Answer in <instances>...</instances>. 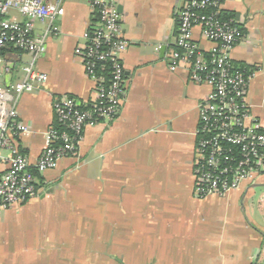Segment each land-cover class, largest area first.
Listing matches in <instances>:
<instances>
[{
  "label": "crops",
  "instance_id": "1",
  "mask_svg": "<svg viewBox=\"0 0 264 264\" xmlns=\"http://www.w3.org/2000/svg\"><path fill=\"white\" fill-rule=\"evenodd\" d=\"M115 2L129 44L119 114L88 127L77 154L41 174L39 195L4 212L0 264H264V163L237 190L194 193L199 105L210 87L186 64L170 68L184 0ZM223 8L243 26L232 57L258 70L248 101L264 126V0H223ZM91 20L86 0L65 1L59 33L37 62L47 84L19 99L26 131L17 141L32 162L55 122L53 96H96L80 55ZM194 38L212 47L200 28ZM5 58L14 70L3 82L12 84L30 58L14 49ZM6 169L1 159L0 179Z\"/></svg>",
  "mask_w": 264,
  "mask_h": 264
},
{
  "label": "built area",
  "instance_id": "2",
  "mask_svg": "<svg viewBox=\"0 0 264 264\" xmlns=\"http://www.w3.org/2000/svg\"><path fill=\"white\" fill-rule=\"evenodd\" d=\"M66 0H0V160L7 169L0 179V218L16 205L38 196L35 172L55 169L59 162L77 154L85 130L120 111L126 94L124 67L120 55L128 47L123 37L121 15L115 0H86L92 20L80 51L86 74L96 82V96L82 103L70 95L53 96L55 122L46 135V147L32 162L19 147L26 128L20 119L18 102L26 92L47 84L48 74L37 67L47 53L48 42L58 35V21L65 14ZM223 0H184L178 12V34L170 54L171 70L186 64L191 79L210 87L199 105L196 130V158L193 163L194 193L198 198L225 195L251 180L264 163V126L248 101L257 68L246 73L234 64L232 52L242 40L240 22L221 17ZM212 43L209 50L195 41L194 30ZM12 47L28 55L20 80L5 84L14 70L5 52ZM111 65L106 86L104 64ZM8 153L4 154L3 152Z\"/></svg>",
  "mask_w": 264,
  "mask_h": 264
},
{
  "label": "trees",
  "instance_id": "3",
  "mask_svg": "<svg viewBox=\"0 0 264 264\" xmlns=\"http://www.w3.org/2000/svg\"><path fill=\"white\" fill-rule=\"evenodd\" d=\"M221 17L222 18H224V19H227V18H230V17H232V18H236L233 14H231V13H229V12H227V11H225V10H223L222 11V14H221ZM237 19V18H236ZM178 25H179V20H178V15H177V32H176V35L178 34ZM240 27H241V33H242V38L244 37V29H243V26L240 24ZM241 38V39H242ZM8 49H14V48H12V47H9ZM7 49V50H8ZM178 48L174 45V47H173V50H177ZM15 50V49H14ZM179 50V49H178ZM15 51H18V50H15ZM234 64H235V66L237 67V68H239L240 70H245L246 71V73H249V71H251V70H254L256 67L255 66H251V65H248V64H246V63H242V62H237V61H235L234 60ZM105 66H106V68H105V70H99L98 72H100L102 75H104L105 76V85L106 86H108L109 85V81H110V79H111V65H110V63H106V64H104ZM72 97H74V96H72ZM75 98V97H74ZM78 101H80V100H78ZM81 103H82V105L83 106H81L82 108H89L90 107V105H88V104H85V103H83V101H80ZM35 174H36V176L38 177V180H39V182H38V184H37V187H38V189H40V185H41V180H42V176H41V174H39V173H37V172H35ZM38 195H39V193H38Z\"/></svg>",
  "mask_w": 264,
  "mask_h": 264
},
{
  "label": "water",
  "instance_id": "4",
  "mask_svg": "<svg viewBox=\"0 0 264 264\" xmlns=\"http://www.w3.org/2000/svg\"><path fill=\"white\" fill-rule=\"evenodd\" d=\"M118 11L120 12L119 8H118Z\"/></svg>",
  "mask_w": 264,
  "mask_h": 264
}]
</instances>
